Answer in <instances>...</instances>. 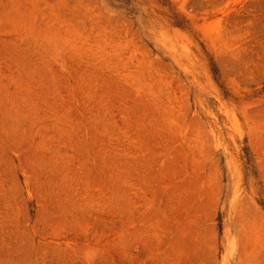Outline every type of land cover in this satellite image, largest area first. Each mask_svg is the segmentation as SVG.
I'll list each match as a JSON object with an SVG mask.
<instances>
[{"label":"rangeland","instance_id":"obj_1","mask_svg":"<svg viewBox=\"0 0 264 264\" xmlns=\"http://www.w3.org/2000/svg\"><path fill=\"white\" fill-rule=\"evenodd\" d=\"M0 264H264V0H0Z\"/></svg>","mask_w":264,"mask_h":264}]
</instances>
